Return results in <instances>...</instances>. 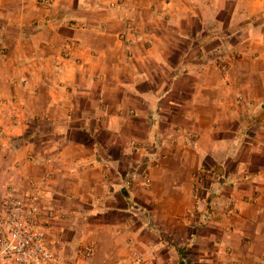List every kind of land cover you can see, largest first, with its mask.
<instances>
[{
  "label": "crops",
  "instance_id": "obj_1",
  "mask_svg": "<svg viewBox=\"0 0 264 264\" xmlns=\"http://www.w3.org/2000/svg\"><path fill=\"white\" fill-rule=\"evenodd\" d=\"M9 187L59 264H264V0H0Z\"/></svg>",
  "mask_w": 264,
  "mask_h": 264
},
{
  "label": "built area",
  "instance_id": "obj_2",
  "mask_svg": "<svg viewBox=\"0 0 264 264\" xmlns=\"http://www.w3.org/2000/svg\"><path fill=\"white\" fill-rule=\"evenodd\" d=\"M132 145L136 151L143 149L142 143L132 141ZM144 178L148 183L147 174ZM60 210L43 209L38 192L17 197L7 188L0 205V264H59L44 245L43 225L63 214ZM93 254V245H82L76 264L87 262Z\"/></svg>",
  "mask_w": 264,
  "mask_h": 264
},
{
  "label": "rangeland",
  "instance_id": "obj_3",
  "mask_svg": "<svg viewBox=\"0 0 264 264\" xmlns=\"http://www.w3.org/2000/svg\"><path fill=\"white\" fill-rule=\"evenodd\" d=\"M49 209H59V208H58V207H51V208H49ZM60 211H62V213L65 214V210H64V209H61ZM63 214H61V215H63ZM56 216L58 217V216H60V215H54L53 218H55ZM53 218H52V219H53ZM52 219H50L48 222H50ZM48 222H47V223H48ZM44 225H45V224H44ZM43 231H44V230H43ZM44 240H45V232H44ZM85 244H86V243H85ZM83 245H84V244H83ZM80 248H81V247H80Z\"/></svg>",
  "mask_w": 264,
  "mask_h": 264
}]
</instances>
